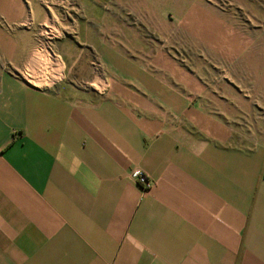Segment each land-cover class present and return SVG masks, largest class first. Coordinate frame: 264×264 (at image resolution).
<instances>
[{
    "label": "crops",
    "instance_id": "crops-1",
    "mask_svg": "<svg viewBox=\"0 0 264 264\" xmlns=\"http://www.w3.org/2000/svg\"><path fill=\"white\" fill-rule=\"evenodd\" d=\"M42 6L0 3V264H264V137L189 131L164 49L106 41L132 22L98 11L82 46L44 47Z\"/></svg>",
    "mask_w": 264,
    "mask_h": 264
},
{
    "label": "rangeland",
    "instance_id": "rangeland-1",
    "mask_svg": "<svg viewBox=\"0 0 264 264\" xmlns=\"http://www.w3.org/2000/svg\"><path fill=\"white\" fill-rule=\"evenodd\" d=\"M42 1L44 6L32 9L40 10L45 20L44 47L62 40L82 46L84 40L76 37L75 30L98 11L107 19L132 22L139 31L133 39L118 40L110 33L106 41L130 51L133 43L143 46L146 41L164 49L171 88L186 96L182 122L189 131L224 145L254 144L264 137V0H163L162 8L155 6L157 11L135 7L127 18L116 14H124L115 4L118 0H107L104 7L99 6L100 0H84L87 6H82V0ZM162 16L169 32L159 20ZM142 18L148 24L138 25ZM7 21L0 12V26H8ZM97 41L92 39L90 45Z\"/></svg>",
    "mask_w": 264,
    "mask_h": 264
},
{
    "label": "built area",
    "instance_id": "built-area-1",
    "mask_svg": "<svg viewBox=\"0 0 264 264\" xmlns=\"http://www.w3.org/2000/svg\"><path fill=\"white\" fill-rule=\"evenodd\" d=\"M133 176L138 180L140 184L148 185L149 184V179L147 175L142 172V171H135L133 173Z\"/></svg>",
    "mask_w": 264,
    "mask_h": 264
}]
</instances>
